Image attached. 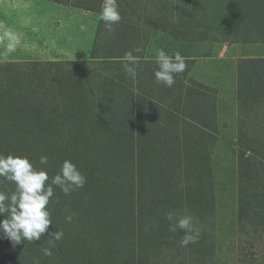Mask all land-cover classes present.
<instances>
[{"label":"rangeland","instance_id":"374dc122","mask_svg":"<svg viewBox=\"0 0 264 264\" xmlns=\"http://www.w3.org/2000/svg\"><path fill=\"white\" fill-rule=\"evenodd\" d=\"M222 1L117 0L109 33L104 0H0V155L27 157L49 182L66 159L87 178L70 195L52 185L49 232L61 240L15 246L0 233V264H264V41L221 33ZM159 49L187 64L171 88L154 76ZM146 116L156 126L133 144L115 138ZM15 190L0 178V192ZM169 211L193 217L197 243L180 246Z\"/></svg>","mask_w":264,"mask_h":264},{"label":"clouds","instance_id":"9594fccd","mask_svg":"<svg viewBox=\"0 0 264 264\" xmlns=\"http://www.w3.org/2000/svg\"><path fill=\"white\" fill-rule=\"evenodd\" d=\"M118 8L117 0H104L100 19L109 33L115 31L114 26L122 19ZM9 40L7 51L11 53L15 51L19 39L9 35ZM134 51L140 52L141 49L136 48ZM125 60L123 70L129 78L135 80L137 57L128 52L125 54ZM156 64V82L169 88L175 84V74L183 73L187 68L184 58L178 52L170 56L162 49L157 50ZM39 162L46 165L48 157L41 156ZM0 178L16 185V190L11 196L0 192V216L4 217L0 220V233L15 246L24 241H39L46 233L56 241L61 240L62 231L49 232L52 219L48 205L54 195L52 185L58 186L65 195H70L83 188L87 182L85 175L71 160H64L60 172L49 182L47 171L35 169L27 157L11 154L0 155ZM73 215H68L65 219L71 222ZM166 219L169 222V232L176 233L178 229L184 232L179 241L180 246L187 247L199 241L201 229L193 223L192 216H179L169 211L166 213ZM42 253L44 256H52L50 248H43ZM36 264H39V261H36Z\"/></svg>","mask_w":264,"mask_h":264},{"label":"trees","instance_id":"16d2710c","mask_svg":"<svg viewBox=\"0 0 264 264\" xmlns=\"http://www.w3.org/2000/svg\"><path fill=\"white\" fill-rule=\"evenodd\" d=\"M220 1L221 0H219L218 3ZM216 3H217V0H216ZM220 4L227 5L229 8L228 7H226V8L228 9V12L231 15L229 17V16H227L228 13H225L224 21H222L223 24L221 23L222 26L219 29V31L221 33H224V34L226 33L227 35H230V34L235 35V36H238L239 38L242 35L245 42H258L259 40L264 41V39H262V35L264 34V24L259 20L264 14V12H262L264 10V0H235V1L234 0H223ZM239 4H241V5H239ZM212 34H213V28L211 30V35ZM245 34H247V36H245ZM214 35H215V33H214ZM252 35L253 36L255 35L256 37H258L257 41H252V39H251ZM251 61L254 62L253 59H251ZM251 61H244V62H251ZM259 62H261V60ZM243 67H244L243 65H242V67L240 66L241 69ZM247 71L248 70L242 69V70H240V72H241L240 74L243 77L242 82L243 83L248 82V83H246L247 87H248L249 81H251L250 79L252 78L254 80V77H253V75H251V76L245 75L247 73ZM242 73H244L245 76ZM181 78L182 77H180V80H181ZM258 80H260V78ZM186 97H187V100L191 99V95L189 92L186 93ZM0 99L2 102L3 101L2 95H0ZM191 102H193V101H191ZM250 103H252V101H250V99L247 98L246 105L250 104ZM96 107H98V106H96ZM196 107H200V106H197V105L192 106V111ZM203 107H200V108L203 109ZM191 113L192 112H190V114ZM134 120L136 121V119H130V121L128 122L129 124L128 123L125 124L124 121H121V124H123V126L126 128L118 129V131H115L116 133H114L115 138H117L115 134H119L123 137V139H124L123 141L125 143V146H130L131 144H133L134 139H135L133 133L135 132V130L137 128L140 132L141 131L145 132V131L150 130L149 127H152V129H153V126H156L155 121H153V119H149L147 116H146V119H138L137 127H136V125H134L135 124ZM187 120L190 121L191 119H187ZM192 120H191V122H192ZM194 120L198 121L197 119H194ZM194 127H195V129H197V131L200 130L199 127H197V126H194ZM85 131H86V133L89 132L88 133L89 135L93 134V132H91L89 130H85ZM141 138H142V140H141L142 142L145 141L144 137H141ZM162 139L163 138L161 136H158V141H161ZM165 141L166 140L164 139L163 146L164 147L166 146V149H164L162 146V151L163 152L166 151L165 155H163V160L167 161V159H169V158L171 159V157H174V154L173 155L169 154V151L172 148V146L170 145L171 143H168V141L167 142H165ZM167 154H169L171 157L169 155L166 156ZM165 156H166V158H165ZM144 158H146V156H144ZM168 168H170L169 165H168ZM164 184L166 185L167 182H164ZM139 239L141 241L143 239V234L141 232L139 235Z\"/></svg>","mask_w":264,"mask_h":264}]
</instances>
